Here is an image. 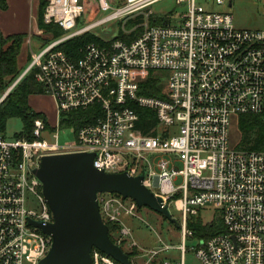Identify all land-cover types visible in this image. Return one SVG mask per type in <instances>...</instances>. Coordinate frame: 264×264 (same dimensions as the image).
<instances>
[{
    "label": "built area",
    "instance_id": "built-area-1",
    "mask_svg": "<svg viewBox=\"0 0 264 264\" xmlns=\"http://www.w3.org/2000/svg\"><path fill=\"white\" fill-rule=\"evenodd\" d=\"M159 1L90 0L98 13H109L77 30L85 0H46L45 21L65 35L33 53L23 75L35 69L57 119L49 127L36 119L31 141L0 136V264H38L47 255L52 240L31 222L50 224L53 216L33 170L42 157L71 153L94 154V168L105 173L143 174V186L181 214L183 239L191 236L189 217L212 207L225 230L199 240L195 264H264V150L238 149L229 140L233 118H264V29L237 28L231 14L205 10L196 0H176L184 13L168 20L151 10ZM209 1L232 5V0ZM152 19L167 23L153 25ZM119 20L137 21L130 32L139 33L130 42L87 44L77 60L55 50ZM149 72L162 74L160 97L138 93ZM94 104L103 117L82 127L73 142L60 144L52 134L59 115ZM135 108L155 113L158 125L147 134L140 132ZM97 200L100 217L115 227L113 243L129 264L131 257L143 258L125 239L130 231L123 217H136L135 201L107 193ZM179 249L181 261L156 262L158 252L152 251L144 264H185L184 243ZM90 255L91 264H120L96 248Z\"/></svg>",
    "mask_w": 264,
    "mask_h": 264
},
{
    "label": "water",
    "instance_id": "water-1",
    "mask_svg": "<svg viewBox=\"0 0 264 264\" xmlns=\"http://www.w3.org/2000/svg\"><path fill=\"white\" fill-rule=\"evenodd\" d=\"M94 157L92 153L45 156L33 170L53 216L50 224L31 222L52 240L50 250L38 264H91L92 248L120 264H129L127 255L109 238L108 227L100 217L98 194L130 198L138 208L147 207L175 223L162 199L143 186V174L132 177L126 172L105 173L94 168Z\"/></svg>",
    "mask_w": 264,
    "mask_h": 264
},
{
    "label": "trees",
    "instance_id": "trees-1",
    "mask_svg": "<svg viewBox=\"0 0 264 264\" xmlns=\"http://www.w3.org/2000/svg\"><path fill=\"white\" fill-rule=\"evenodd\" d=\"M46 4V0H38L36 10L37 28L42 30L44 34L50 35V39L43 43L41 49L61 39L65 35V32L58 25L54 23L44 24L43 15ZM6 9V0H0V10ZM97 13V9H94L92 20ZM79 20L77 21L76 28L81 29L82 26ZM151 22L153 25L167 23L163 20L153 21V19ZM133 24V22H129L127 28L130 29ZM138 33L139 30L135 35L131 36L117 35L111 40L121 39L130 42ZM26 38L27 33H15L4 36L0 31V99L3 98L0 101V136L4 137L7 122L12 118H18L21 120L22 128L18 133H15L12 138L31 141L33 140L32 131L34 121L40 119L46 127H49V122L43 112H36L29 106L30 97L45 95L44 88L35 81V69L28 71L17 81L27 68L19 67L18 65L22 45ZM111 40L106 41L90 33V31H86L61 42L55 50L65 54L70 60H77L81 57L82 49L85 45L94 43L99 46H105ZM30 61L31 59L27 62V65H29ZM161 83L160 78L157 77L154 72H149L145 80L139 83L138 93L147 97H160L162 88ZM7 91L8 93L4 96ZM135 109L139 114L140 132L147 134L158 125L157 118L153 111L143 108ZM103 115L104 113L101 106L94 104L86 108H79L60 114L58 125L60 129H71L76 136L77 132L82 127L95 124ZM237 127L241 132V139L236 148L242 150H264V118L254 115H239L237 117ZM255 127L257 130L254 136H251L250 132ZM191 218L192 220L188 219L187 221V228L192 236L198 238V240L208 239L225 230L219 215L208 224H203L198 218V220L193 219L194 216H191ZM106 225L108 227L109 238L114 242L112 232L115 227L110 223H106Z\"/></svg>",
    "mask_w": 264,
    "mask_h": 264
},
{
    "label": "rangeland",
    "instance_id": "rangeland-1",
    "mask_svg": "<svg viewBox=\"0 0 264 264\" xmlns=\"http://www.w3.org/2000/svg\"><path fill=\"white\" fill-rule=\"evenodd\" d=\"M85 2V12L82 14L79 20L82 26L81 29L90 26L92 22L106 16L109 13L99 12L92 20V14L94 13V9H96V6L95 4L92 5L90 3V0H85ZM196 5L209 11L228 12L232 15L234 25L237 28L264 29V0H232V5L230 8L227 7V4L219 6L213 5L209 0H196ZM151 10L156 14L157 17H164L165 19L176 21V16L184 13L183 7L178 5L176 3V0H161L155 3L151 7ZM43 21L44 24H50L45 21L44 16ZM128 24L129 22L123 25V20L112 21L93 29H89L88 31L101 39L109 41L115 38L117 35H135L134 32H130L131 28L135 25L133 24L134 26L128 29ZM136 29L138 31V28ZM77 30L80 29L77 28ZM48 39H50V35L44 34L42 30L37 28V22L35 18V21L32 25V30L30 33H27V38L24 40V43L22 45V50L18 59L19 67H28L27 62L31 59L32 54L38 53L43 43ZM154 74L157 77H160L162 75L159 72H154ZM147 76H143L140 79V82L144 81ZM161 85L163 88V83H161ZM29 106L36 112L39 109L45 107L44 114L48 119L49 126L55 124L56 118L54 115L53 104L46 94L30 97ZM40 111L41 110H39V112ZM21 128L22 123L20 119H10L6 124L4 138L7 140L12 139L13 135L15 133H18ZM256 130V127L253 128V130L250 132V135L254 136ZM229 132L230 145L236 147L241 139V132L237 127L236 118L232 119ZM52 134L58 135V142L60 144L70 143L75 140V135L73 134V131L71 129L59 128L54 130ZM42 138H45L48 142L55 141L52 135H43ZM178 166L180 167V163H178ZM180 182L181 178H178L174 185H178ZM168 211L171 218L175 221L176 224L168 221L160 214L150 210L147 207L139 208L136 211L137 215L135 218H131L128 216L123 217V222L130 231L129 235L125 237V239L127 240V242H134L136 244L137 250L145 255L143 258H140L136 261H134L133 257H131V264H144L149 257L148 253L152 251L158 252V255L155 257L156 262L165 260L175 262L181 261L182 251L181 249H179V247L183 243L186 249V252L183 255L185 264H195L193 248L198 245V238L193 237L191 234L190 237L183 239L181 230V214L176 211L173 206H169ZM217 216L218 213H214V209L212 207H207L199 209V214L197 215V217L194 216L193 219H200V222H202L203 224H208ZM189 219L192 220L191 217H189ZM123 250L127 252L125 249Z\"/></svg>",
    "mask_w": 264,
    "mask_h": 264
},
{
    "label": "crops",
    "instance_id": "crops-1",
    "mask_svg": "<svg viewBox=\"0 0 264 264\" xmlns=\"http://www.w3.org/2000/svg\"><path fill=\"white\" fill-rule=\"evenodd\" d=\"M37 2L38 0H6L7 9L0 10L1 33L4 36L15 33H30L36 18ZM47 97L53 104L54 115L57 119L54 103L49 96ZM42 109L39 110L44 113L45 107Z\"/></svg>",
    "mask_w": 264,
    "mask_h": 264
}]
</instances>
